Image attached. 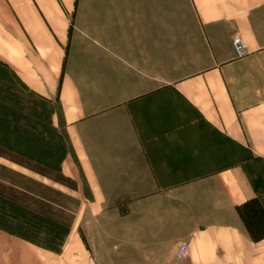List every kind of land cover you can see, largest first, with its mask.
<instances>
[{
    "label": "crops",
    "instance_id": "crops-1",
    "mask_svg": "<svg viewBox=\"0 0 264 264\" xmlns=\"http://www.w3.org/2000/svg\"><path fill=\"white\" fill-rule=\"evenodd\" d=\"M0 65L58 105L77 185L61 250L0 230V264H264L237 212L264 208V0H0Z\"/></svg>",
    "mask_w": 264,
    "mask_h": 264
},
{
    "label": "trees",
    "instance_id": "trees-1",
    "mask_svg": "<svg viewBox=\"0 0 264 264\" xmlns=\"http://www.w3.org/2000/svg\"><path fill=\"white\" fill-rule=\"evenodd\" d=\"M1 68H3L0 65ZM0 159L43 178L76 189L61 170L18 158L0 147ZM73 197L0 163V230L24 238L40 247L59 252L74 219ZM237 212L254 242L264 239V208L258 198L237 206Z\"/></svg>",
    "mask_w": 264,
    "mask_h": 264
},
{
    "label": "rangeland",
    "instance_id": "rangeland-1",
    "mask_svg": "<svg viewBox=\"0 0 264 264\" xmlns=\"http://www.w3.org/2000/svg\"><path fill=\"white\" fill-rule=\"evenodd\" d=\"M57 115L56 102L35 96L13 74L0 67V147L18 158L59 171L69 145ZM0 163L49 186H60L9 161L0 159Z\"/></svg>",
    "mask_w": 264,
    "mask_h": 264
},
{
    "label": "built area",
    "instance_id": "built-area-1",
    "mask_svg": "<svg viewBox=\"0 0 264 264\" xmlns=\"http://www.w3.org/2000/svg\"><path fill=\"white\" fill-rule=\"evenodd\" d=\"M233 48L237 57H243L248 53V47L243 38L236 34L233 38ZM190 254V246L188 243L181 244L176 251V256L179 259H185Z\"/></svg>",
    "mask_w": 264,
    "mask_h": 264
}]
</instances>
